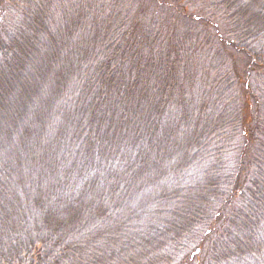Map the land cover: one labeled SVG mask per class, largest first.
I'll list each match as a JSON object with an SVG mask.
<instances>
[{
    "label": "trees",
    "instance_id": "trees-1",
    "mask_svg": "<svg viewBox=\"0 0 264 264\" xmlns=\"http://www.w3.org/2000/svg\"><path fill=\"white\" fill-rule=\"evenodd\" d=\"M0 264H264V0H0Z\"/></svg>",
    "mask_w": 264,
    "mask_h": 264
}]
</instances>
